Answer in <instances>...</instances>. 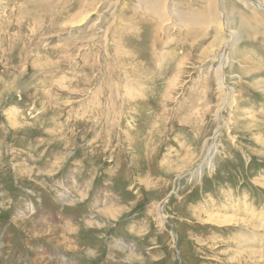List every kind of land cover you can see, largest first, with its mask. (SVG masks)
I'll list each match as a JSON object with an SVG mask.
<instances>
[{
    "label": "rangeland",
    "instance_id": "1",
    "mask_svg": "<svg viewBox=\"0 0 264 264\" xmlns=\"http://www.w3.org/2000/svg\"><path fill=\"white\" fill-rule=\"evenodd\" d=\"M138 1L0 0V264H264V12Z\"/></svg>",
    "mask_w": 264,
    "mask_h": 264
},
{
    "label": "bare ground",
    "instance_id": "2",
    "mask_svg": "<svg viewBox=\"0 0 264 264\" xmlns=\"http://www.w3.org/2000/svg\"><path fill=\"white\" fill-rule=\"evenodd\" d=\"M138 1V0H137ZM140 1V0H139ZM138 1V2H139ZM208 1V0H207ZM217 1H219V3L221 2V0H217ZM241 2H243V4H244V6L245 7H251V6H256V7H258L260 10H262L263 12H264V2L262 1V0H260L258 3L257 2H255V0H240ZM212 5V4H211ZM216 6V5H215ZM168 10H171V6H168ZM206 10V9H205ZM208 10V9H207ZM223 8H222V16H223V25L224 26H226V27H228V18H226V15H225V11H224V15H225V20H224V15H223ZM253 10V9H252ZM217 11V10H216ZM221 11V10H220ZM251 12V11H250ZM171 14L173 15V12H171ZM207 15V14H206ZM221 16V17H222ZM100 17H102V16H100ZM211 18V17H210ZM89 21H90V19H89ZM92 21V20H91ZM96 23H98V19H95V20H93V23L92 24H96ZM222 23V22H221ZM227 33H228V35H229V37H230V39L228 40V41H233V40H235V39H237L238 38V34H237V32H234V31H232V30H228L227 31ZM223 39V38H222ZM226 42V46L224 47L223 46V50H222V52L220 53V54H218V52L216 53V52H214L215 54H214V59L215 58H218V59H222V61H223V63L225 64L227 61H228V58H229V51H228V47H229V44H230V42ZM221 44V43H220ZM220 47V46H219ZM211 49H213V48H211ZM217 50H219V49H217ZM211 51H213V50H211ZM213 54V53H212ZM218 61V60H217ZM221 64H219L220 66L217 68L218 70H220V72H221V69H220V67L222 66L223 67V63L221 62V61H219ZM216 69V68H215ZM214 69V70H215ZM222 77V76H221ZM221 77H219L218 78V83H219V85H220V87H223V82L221 81L222 80V78ZM231 100V99H230ZM229 103V102H228ZM228 103H226V98L225 97H223L222 98V100H221V103H220V106L218 107V109H217V111H216V116H217V119H219V118H221V116H220V110H221V108H223L226 104H228ZM217 133V131L215 132V134ZM219 152V149L217 148V144L215 143V142H213L212 141V143L207 147V149H206V152H205V154H204V159L202 160L203 161V163L200 165V166H198V168L196 169V171H198V172H200V173H203V171L205 170L204 168L206 167V168H208V170L209 169H211V160H213L214 159V156H215V154L216 153H218ZM209 160V161H208ZM209 171H211V170H209ZM157 211H159L160 212V204H158L157 205ZM242 208H240L239 210H237V211H240ZM248 211H250V210H248ZM243 214V213H242ZM234 214H225V216H219L222 220H221V222H222V224H224V225H227V224H230V223H235V224H238V225H240V226H245V225H247L248 224V222L246 221V220H248V219H250V221L251 222H254L255 224H256V227L258 228V229H260L261 231H263V235H257L256 236V239H257V241L256 240H254V242L256 243V244H260V245H262V248H257V249H247V248H243L242 247V245L241 244H237L236 246H237V249L239 250V251H237L236 253L237 254H234V256L238 259L239 258V256H242V255H244L245 257L246 256H248V255H250L251 253L255 256V255H258L259 257L256 259L255 258V260H254V263H260V261H262L263 263H264V210H262L260 213H257L256 215H255V213H252V215H245V214H243V217H241V218H238V217H235V215L233 216ZM254 218V219H253ZM256 227H253V228H256ZM261 233V232H260ZM263 238V239H262ZM49 252V251H48ZM47 251H43L42 253H45V254H47L48 253ZM243 256V257H244ZM259 258H261L260 260H259ZM243 259V258H242Z\"/></svg>",
    "mask_w": 264,
    "mask_h": 264
},
{
    "label": "crops",
    "instance_id": "3",
    "mask_svg": "<svg viewBox=\"0 0 264 264\" xmlns=\"http://www.w3.org/2000/svg\"><path fill=\"white\" fill-rule=\"evenodd\" d=\"M261 179L264 181V176ZM250 192H251V190L248 189V197H251V196H249L250 195ZM245 196H246V194H245ZM251 198H252V201L251 202L253 203L254 202V197L252 196Z\"/></svg>",
    "mask_w": 264,
    "mask_h": 264
}]
</instances>
